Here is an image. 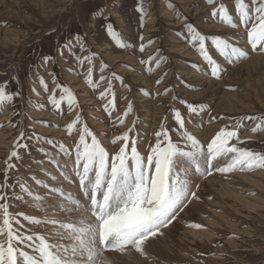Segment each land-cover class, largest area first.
<instances>
[{
    "label": "rangeland",
    "instance_id": "rangeland-1",
    "mask_svg": "<svg viewBox=\"0 0 264 264\" xmlns=\"http://www.w3.org/2000/svg\"><path fill=\"white\" fill-rule=\"evenodd\" d=\"M220 3L229 9L234 21L238 20L235 0H216L215 5H209L207 0H0V86L7 85L10 94H19L12 104L0 108V185L5 183L7 173V184L11 187L3 191L10 197L13 215L23 213L34 219L65 220L68 215L61 213L56 217L50 212L53 206L50 210L48 206L54 202L58 208L66 195L80 200L77 194L82 193L81 189L72 192L66 188L71 193L64 196L50 191L51 187L62 189V184L69 185L73 179L79 182L75 174L58 163L75 158L82 126L77 125L71 136L65 129L77 115L108 151L110 161L122 144L112 141L129 129H133L129 136L136 138L145 161L161 124L173 142H180L174 117L177 110L185 119V127L205 146L222 128L240 121L244 126L239 129V137L244 143L237 144L235 140L232 143L264 155V132L251 131L261 121L241 119L264 116V59L247 66L264 53L251 50L244 25L232 28L218 16H212L214 7ZM246 3L251 6V0ZM141 5L147 12L143 18L138 11ZM189 23L206 36L209 54L226 69L220 79L210 75V66L193 46L187 30ZM109 24L128 47L120 48L108 36ZM77 34L83 38L86 51H81L76 43ZM217 36L247 51L249 58L229 63L232 57L222 56L212 43ZM69 42L73 45L71 51L63 47ZM141 44L143 52L139 50ZM91 54H95L91 78L100 85L95 89L86 83L89 63L85 61L81 66L76 59ZM45 56L53 60L45 64L42 59ZM157 60L161 61L158 68ZM149 67L151 73L147 71ZM113 73L123 83L114 79ZM101 76L106 79L100 81ZM41 77L48 91L40 84ZM199 77L203 82L196 80ZM158 80L162 82L157 84ZM109 81L116 105L111 116L104 110L107 99H100ZM57 83L72 90L78 107L70 109L64 102L57 110L51 105L53 92L57 98L60 95ZM233 95L237 101L230 98ZM129 101L133 111L120 124L117 117L124 115ZM182 101L203 105V110L190 115ZM221 101L226 104L224 109L219 107ZM21 132L24 133L21 143L27 147L18 149L20 159H13L11 162L16 167L9 170L6 162ZM88 139L90 142L91 138ZM61 144L71 155L60 152ZM217 164L223 166V160L214 162V167ZM36 180L42 184L38 185ZM195 183L199 188L193 190L199 199L188 203L172 225L164 229L162 237L151 240L146 247L149 261L139 258L135 250L116 253L113 257L109 251L105 252L109 264L140 261L141 264L146 261L147 264H264V170L236 171L226 177L214 172L212 176L196 179ZM56 199L61 201L58 203ZM38 202L40 208L36 207ZM18 218L24 226L20 231L44 235L54 242L50 235L54 231L52 225H32L22 216ZM191 224L203 227L195 229L188 226ZM199 230L211 233L212 237L202 241ZM25 250L33 254L30 249Z\"/></svg>",
    "mask_w": 264,
    "mask_h": 264
},
{
    "label": "snow or ice",
    "instance_id": "snow-or-ice-1",
    "mask_svg": "<svg viewBox=\"0 0 264 264\" xmlns=\"http://www.w3.org/2000/svg\"><path fill=\"white\" fill-rule=\"evenodd\" d=\"M207 3L215 5L216 0H207ZM234 10L239 13L236 21L223 3L214 7L212 16H218L223 24L232 28H236L239 24L244 25L248 29L247 40L251 50L259 49L264 53V0H251V6L246 3V0H235ZM138 11L142 18L147 15L142 5ZM250 13L254 14L250 15ZM187 30L193 46L210 66V75L220 79L226 69L209 54L206 36L191 23L187 25ZM106 31L117 46L128 47L111 24L107 26ZM75 39L80 50L86 51L83 38L77 34ZM212 43L222 56L232 57L229 63H238L249 58L247 51L239 46H232L224 37H214ZM63 47L71 51L73 45L69 42ZM139 50L144 51L143 44L140 45ZM42 59L47 64L53 60V57L45 56ZM76 59L81 66L85 61L89 63L86 83L93 89L98 88L99 83L91 78V63L95 59V54L77 56ZM141 63L144 62L141 61ZM160 64L161 61L157 60L156 67L158 68ZM147 71L151 73L152 68L149 67ZM113 78L120 79L123 83L122 78L117 77L115 73ZM105 79L104 76L100 77V81ZM39 82L44 90L48 91V85L43 77ZM161 82L158 80L156 83ZM56 87L60 90L59 97L57 98L55 92L50 97V103L54 108L59 110L64 102L70 109L78 107L76 97L69 87L59 83ZM33 91L35 92V89ZM18 95V93L10 94L7 91V85L0 86V108L5 104H12ZM100 99H107L104 110L111 116L116 107L111 81H109L108 89L101 92ZM181 103L185 105L190 115H197L203 110V105L196 106L187 101ZM132 111L133 105L129 101L124 115L117 117L119 123L123 124L125 117ZM174 117L178 125L177 134L180 142H173L169 131L161 124L160 130L155 133V144L149 145V155L145 161L144 156L138 151L136 138L129 136V132L133 129H129L128 132L117 136L112 141L113 144L117 141H121L122 144L118 152L111 156L110 161L108 151L84 124L82 117L77 115L65 130L71 136L77 130V125L82 126L79 129V141L75 145V175L78 177L83 196L87 198L86 203L90 206H85L79 199L67 197L71 206L67 204L63 206V211L68 213L65 220L34 219L23 213L13 215L8 202L10 197L3 191L4 188L11 187L7 184V173H5V183L0 185V214H2L0 264H109L105 252L123 254L131 250L147 258L146 247L149 242L154 238L162 237L164 229L172 225L188 203L192 199H199L196 191L193 190V188L197 190L199 188V185L195 183L196 179L212 176L214 172L226 177L236 171L264 170V155L237 146L244 143L239 137V129L244 126L240 121H237L235 125L222 128L205 146L185 127V119L181 111H175ZM212 119L215 120L216 117ZM241 119H259L261 123H257L251 131L264 132V116ZM23 139L24 133L21 132L6 162L9 170L16 167L11 161L20 159L18 149L27 147L26 144L21 143ZM234 140L237 144L232 143ZM47 143L55 147L52 140H48ZM59 148L64 155H71L63 144ZM45 155L50 154L45 153ZM220 160H223V166L217 164L214 167V162ZM64 179L68 178L64 177ZM36 183L42 184L40 180H36ZM43 186L48 187L46 184ZM20 187L28 191L23 184ZM50 191L64 196L60 188H51ZM34 199L39 201L40 197ZM40 206L38 202L36 207L40 208ZM77 214L79 219H72V216ZM20 216L32 225H52L54 231L50 235L54 238V242H49L44 235H30L20 231L24 227L18 218ZM188 226L195 229L203 227L200 224ZM25 249H30L33 254Z\"/></svg>",
    "mask_w": 264,
    "mask_h": 264
},
{
    "label": "bare ground",
    "instance_id": "bare-ground-1",
    "mask_svg": "<svg viewBox=\"0 0 264 264\" xmlns=\"http://www.w3.org/2000/svg\"><path fill=\"white\" fill-rule=\"evenodd\" d=\"M184 51V50H183ZM185 52V51H184ZM120 57V56H119ZM264 59V56H258V57H256L252 62H250L247 66H249L250 67V65L252 64V63H256L255 61H260V60H263ZM197 81H201V82H203V80H201V78L199 77L198 79H196ZM205 83V82H204ZM207 92V91H206ZM196 96H197V94H196ZM195 96V97H196ZM228 96V95H227ZM230 98L231 99H235L236 100V95H233V96H230ZM222 99V98H221ZM225 99H228L227 97L225 98ZM237 101V100H236ZM239 101V100H238ZM225 106H226V104H225V102H220V104H219V107L221 108V109H224L225 108ZM204 117V116H203ZM208 128H209V126H208ZM214 128H215V126H214ZM52 131V130H51ZM49 132V131H48ZM53 132V131H52ZM54 133V132H53ZM195 133H198V131H196L195 130ZM4 142V141H3ZM70 159V158H69ZM71 161H73L74 163H75V158L74 159H70ZM71 161H69V162H58L62 167H64L65 169H67V170H70L73 174H75L76 173V167L75 166H73L72 165V162ZM68 174V173H67ZM69 175V174H68ZM72 175V174H71ZM77 179H78V177H76ZM69 179V178H68ZM71 182V184H62L61 185V187H62V189H63V191H64V195L65 194H67V193H71L68 189H72V192L73 191H77L78 189L80 190V187H79V182L78 181H76V180H71L70 181ZM64 183V182H63ZM76 183V184H75ZM53 185H59V184H57V183H53ZM51 187V186H50ZM59 187V186H58ZM57 187V188H58ZM52 188V187H51ZM66 188H68V189H66ZM59 196V195H58ZM67 196L68 195H66L64 198V200H63V204L61 203L59 206H58V208H57V205H54V202H52L53 203V205H49L48 207H49V210H50V208H52V206H53V211L51 210L50 212L51 213H53V214H60L61 215V213L62 214H66L65 215V217L68 215L65 211H63V206L65 205V204H67L69 207H70V204H69V201L67 200ZM74 196V195H73ZM72 196V197H73ZM77 196L80 198V200H82L83 201V204H85V206H90V205H88L87 203H86V201H87V198L86 197H84L83 196V194L82 193H79V194H77ZM69 197V196H68ZM55 198V197H54ZM53 199V198H52ZM61 199V198H60ZM51 200V199H50ZM57 200V199H56ZM55 201V200H54ZM61 201V200H60ZM59 201V199L57 200V202L59 203L60 202ZM45 202V201H44ZM56 203V202H55ZM35 204V203H34ZM48 205V204H47ZM46 206V205H45ZM44 206V207H45ZM46 209V208H45ZM54 215V216H55ZM64 215H62V217L64 216ZM51 216H52V214H51ZM56 217H59V216H57L56 215ZM64 217V218H65ZM63 218V219H64ZM57 219V218H56ZM72 219H79V215L77 214V215H74V216H72ZM59 220H60V218H59ZM195 230V229H194ZM200 231V230H199ZM169 232V231H168ZM204 232V231H203ZM212 237V234L211 233H209V232H207V233H202L201 231H200V233H199V238H201V240H202V238L204 239V238H207V239H209V238H211ZM195 238H197L198 240H199V238L197 237V235L195 236ZM157 239V238H156ZM206 239V240H207ZM205 240V239H204ZM203 241V240H202ZM152 241H150L149 243H151ZM153 246V245H152ZM157 248V247H156ZM132 251V250H131ZM133 252H134V250H133ZM112 253V257H113V255L114 254H116L117 252H111ZM146 253H147V256H149V252H148V250H146ZM129 254V253H128ZM132 254V253H131ZM110 254H107L106 256H109ZM130 255V254H129ZM128 255V256H129ZM117 256V255H116ZM127 256V257H128ZM130 256H134V254L133 255H130ZM111 257V256H110ZM138 257L140 258L141 256H140V254L138 255ZM137 258V257H136ZM138 258V259H139ZM146 258V257H145ZM129 259L131 260V258L129 257ZM133 259H135V257H133ZM132 259V260H133ZM137 259V260H138ZM125 260V259H124ZM129 260V261H130ZM139 260H141V259H139ZM142 260H144L143 259V257H142ZM147 260H148V258H147ZM150 260V259H149ZM148 260V261H149ZM133 262V261H132ZM141 262L142 261H140V262H138V263H140L141 264ZM131 263V262H130ZM135 263V262H134ZM137 263V262H136ZM135 263V264H136ZM137 263V264H138ZM148 262L146 261V264H147ZM123 264H125V262L123 263ZM143 264H144V262H143ZM150 264V263H149Z\"/></svg>",
    "mask_w": 264,
    "mask_h": 264
}]
</instances>
